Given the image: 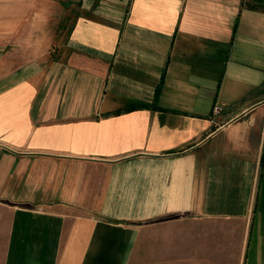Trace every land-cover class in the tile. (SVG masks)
<instances>
[{"label": "crops", "instance_id": "1", "mask_svg": "<svg viewBox=\"0 0 264 264\" xmlns=\"http://www.w3.org/2000/svg\"><path fill=\"white\" fill-rule=\"evenodd\" d=\"M0 211L1 264H264V0H0Z\"/></svg>", "mask_w": 264, "mask_h": 264}, {"label": "rangeland", "instance_id": "2", "mask_svg": "<svg viewBox=\"0 0 264 264\" xmlns=\"http://www.w3.org/2000/svg\"><path fill=\"white\" fill-rule=\"evenodd\" d=\"M5 216L2 215L1 211H0V264H1V259H2V255H3V250H4V234H5V221H4ZM133 264H137V262L135 261V263Z\"/></svg>", "mask_w": 264, "mask_h": 264}, {"label": "built area", "instance_id": "3", "mask_svg": "<svg viewBox=\"0 0 264 264\" xmlns=\"http://www.w3.org/2000/svg\"><path fill=\"white\" fill-rule=\"evenodd\" d=\"M222 111V108L219 105H214L212 110V115L215 117L219 115Z\"/></svg>", "mask_w": 264, "mask_h": 264}]
</instances>
